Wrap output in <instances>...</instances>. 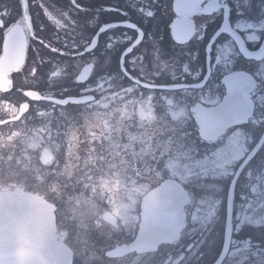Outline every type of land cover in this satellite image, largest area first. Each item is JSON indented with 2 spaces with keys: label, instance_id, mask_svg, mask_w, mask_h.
<instances>
[{
  "label": "flooded vegetation",
  "instance_id": "af4514ba",
  "mask_svg": "<svg viewBox=\"0 0 264 264\" xmlns=\"http://www.w3.org/2000/svg\"><path fill=\"white\" fill-rule=\"evenodd\" d=\"M49 2L58 7L66 0ZM82 2L95 7L116 0ZM18 12L16 7L13 16ZM32 15L38 34L47 24L49 32L41 35L54 40L57 29L42 11L39 18L35 9ZM38 60L29 52L25 62L24 42L15 33L0 54V196L22 191L48 201L54 207V234L70 250L71 264H212L210 250L201 258L196 249H187L199 239L192 225L210 222L219 201H194L183 185L198 172L227 175L236 161L248 157L253 140L246 129L264 131V126L255 129L264 119V109L253 100L256 81L246 84V92L243 83L234 91L236 106L250 98L246 122L251 123L229 125L217 134L204 122L214 119L210 112L222 100L207 90L201 95L203 81L176 86L195 103L180 94L153 98L108 84L81 91L62 76L43 79L48 69ZM255 101L264 103V98L255 95ZM217 143L221 146L211 156L197 158V147L203 152ZM163 217L169 218L165 229L176 231L178 239L153 251V224ZM142 227L144 239L139 240Z\"/></svg>",
  "mask_w": 264,
  "mask_h": 264
},
{
  "label": "snow or ice",
  "instance_id": "6c2138e0",
  "mask_svg": "<svg viewBox=\"0 0 264 264\" xmlns=\"http://www.w3.org/2000/svg\"><path fill=\"white\" fill-rule=\"evenodd\" d=\"M16 7L19 12L13 16ZM33 9L37 18L42 11L55 26L54 40L41 35L49 32L47 24L40 25L38 34ZM113 13L121 18L109 19L107 14ZM217 18L219 25L209 31ZM13 33L24 42L26 63L28 53L35 52L40 67L47 66L43 79L62 76L82 86L81 91L108 84L153 98L180 94L195 103L176 86L203 81L201 95L207 90L226 100L229 77L246 72L257 83L255 95L264 98V56L256 58L264 52V0H116L95 7L82 0H66L58 7L49 0H7L0 4V54ZM255 95L254 104L264 109ZM262 126L264 119L255 129ZM246 131L253 140L251 151L264 131ZM220 146L203 152L197 147L196 156H211ZM183 187L194 201H219L210 222L192 225L199 239L189 252L196 249L203 258L210 250L213 264H264V220L247 219L264 214V144L247 163L244 158L236 161L229 174L198 172Z\"/></svg>",
  "mask_w": 264,
  "mask_h": 264
},
{
  "label": "water",
  "instance_id": "95a60500",
  "mask_svg": "<svg viewBox=\"0 0 264 264\" xmlns=\"http://www.w3.org/2000/svg\"><path fill=\"white\" fill-rule=\"evenodd\" d=\"M247 83L250 87L254 83L248 75L236 73L229 77L226 82L229 97L212 109L210 115L214 119L204 122L207 130L215 127L216 133L220 134L229 125L246 122L253 107L252 102L249 98L248 102L236 106L234 91L241 87L246 92ZM262 141L248 155L245 163L256 153ZM53 212L51 204L34 194L20 191L0 196V264H71L70 250L54 234L56 225ZM163 218L165 222L153 224L156 227L152 231L153 251L160 243L177 235L176 231L165 229L169 218ZM143 229H140L139 240L144 239Z\"/></svg>",
  "mask_w": 264,
  "mask_h": 264
},
{
  "label": "rangeland",
  "instance_id": "374dc122",
  "mask_svg": "<svg viewBox=\"0 0 264 264\" xmlns=\"http://www.w3.org/2000/svg\"><path fill=\"white\" fill-rule=\"evenodd\" d=\"M247 219L249 220V222H253V223H254V222H259V221H261V220H264V215H263V216H259V217H257L256 214L253 213V215L250 216V217H248Z\"/></svg>",
  "mask_w": 264,
  "mask_h": 264
}]
</instances>
